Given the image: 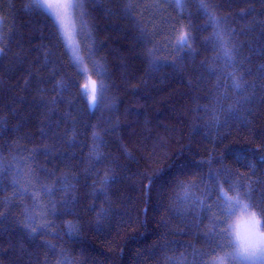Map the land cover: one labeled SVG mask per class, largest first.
<instances>
[{
    "label": "trees",
    "instance_id": "1",
    "mask_svg": "<svg viewBox=\"0 0 264 264\" xmlns=\"http://www.w3.org/2000/svg\"><path fill=\"white\" fill-rule=\"evenodd\" d=\"M190 2L192 7L186 10L184 23L202 29L206 26L205 18L195 7L196 0ZM211 2L219 6L218 15L229 17L231 26L238 33L243 30L236 42L245 45L243 55L251 61L243 67L248 83H254L256 89L254 93L249 90L250 102L239 108L238 118L220 110L215 80L209 79L201 67L202 61L212 62L215 55L210 45L204 46L205 38L211 34L210 28L192 33L198 37V43L193 45L195 51L181 60L183 53L177 54L165 43L170 25L161 26L159 19L153 20L152 15L145 12L143 22L148 25L149 32L158 30L159 34L152 43H142L136 39L138 31L132 28L131 22L119 15L107 17L103 8L93 10L92 15L96 17L95 24L99 29L96 34L100 45L97 58H102L109 84L104 105L89 111L78 102V90L69 88L64 99L70 100L71 105L61 101L53 109L46 108L41 103L42 95L45 100L60 99L53 91L55 80L63 78L78 82L79 78L62 57H54L56 63L52 66L45 64L42 46L48 41L42 37L47 31L42 18L26 10L25 5L31 0H0V47L10 48L8 55L0 59V119L6 120V123H0V154L10 160L11 154L28 155L31 149L38 148L41 154L36 157L35 166L41 180H45L41 170L49 169L55 170L57 176L64 172L76 175L79 181L75 194L79 203L74 206V214L62 215L61 210L55 217L50 216L54 227L32 243L19 223L23 221L19 204H31V200L14 201L5 209L2 201L12 194L11 176L0 177V212H5L8 217L6 220L0 217V264H55L57 257L38 246L45 242L57 245V251L64 248L73 264H166V256L181 254L191 261L193 247H205L203 234L207 219L200 224L191 212L177 211L180 206L172 201L182 193L175 183L162 192L147 193L133 175L163 167L177 182L197 181L201 174L207 177L206 163L202 170L185 175H181L176 167L168 168L182 148L191 147L196 159L205 162L210 157L221 159L228 150L257 153L252 157L256 164L255 176L251 169L239 167L232 160L225 159L224 164L237 174L236 178L247 176L245 183H253L257 197L264 194V184H256L264 179V165L259 162L260 136L264 134V89L261 88L264 81L259 79L257 71L264 65V3L261 0ZM99 3L109 6V0H99ZM188 12L191 13L190 20ZM241 12L250 14L241 19ZM176 16L177 12L172 8L164 13L168 19ZM153 45L155 59L162 65L159 71L151 70L150 58L146 55V50ZM18 53L26 63L17 62ZM249 69L251 75L247 74ZM55 73L59 75L54 76ZM236 99L229 94L228 99L220 100V104L227 109ZM205 108L215 109L222 124L228 120L227 125L219 129L212 126L211 111L206 112ZM69 112L71 118L65 119ZM57 121L60 122L57 136L51 140L43 139L42 122L55 127ZM73 122L79 135L76 144L70 148L64 143V133ZM91 125L107 130L105 153H111L119 164L130 169L126 172L129 179L118 174V183L111 186L107 199L92 194V185L98 177L87 163ZM45 143L56 145V150L49 156L42 154ZM122 147L132 152L136 160L129 161L122 154ZM20 149L25 151L20 152ZM190 155L183 153L176 164ZM219 167L213 163L214 169ZM96 170L103 175L105 169L98 166ZM143 183L146 185L147 181ZM96 187L99 188L98 183ZM62 199L63 194L58 193L57 200ZM93 204L97 211L110 204L120 213L119 217L113 218L111 230L104 227V231H97L96 213L90 211ZM162 217L167 227H157ZM129 218L134 227L128 226ZM69 221L82 225L83 230L77 237L79 243H74L65 234Z\"/></svg>",
    "mask_w": 264,
    "mask_h": 264
},
{
    "label": "snow or ice",
    "instance_id": "2",
    "mask_svg": "<svg viewBox=\"0 0 264 264\" xmlns=\"http://www.w3.org/2000/svg\"><path fill=\"white\" fill-rule=\"evenodd\" d=\"M261 2L264 3V0ZM190 7H192L190 0H151V2L147 0H109V6L102 5L99 0H31L30 4L25 5L26 10L42 18L47 31V35L42 37L48 41L47 45L42 46L45 64L52 66L56 63L54 57H62L68 61L69 66L75 70L79 78L78 82L63 78L55 80L53 91L60 99L45 100L42 95V105L50 109L61 101L71 105L70 100L64 99V94L69 88L78 90V102L83 103L89 111L98 110L104 105L105 93L109 89V84L102 58H97L100 45L96 34L99 29L95 24L96 17L92 15L93 10L103 8L107 17L119 15L123 20L131 22L132 28L138 31L136 39L142 43H152L155 36L159 34L158 30L149 32L148 25L143 22L145 12L150 13L153 20L159 19L161 26L170 25L169 38L165 43L177 54L183 53L181 60L195 51L193 45L198 43V37L192 33L207 31L210 28L211 34L205 38L204 46L210 45L215 55L212 62L202 61L201 67L205 69L209 79L215 80L214 87L218 93L216 101L220 110L227 111L231 116L238 118L239 108L250 102L249 90L254 93L256 89V85L248 83L246 79V70L243 65L251 61L250 57L243 55L245 45L236 42V37L243 34V30L238 33L231 26L229 17L218 15L219 6L211 0H196L195 2L197 11L205 18L206 26L196 29L191 23L186 25L184 23L185 12ZM169 8L177 12L176 17L171 19L164 17V13ZM249 14V12H241L240 18L243 19ZM188 18L191 19L190 12H188ZM155 27L153 25V28ZM20 47L22 50L23 45L20 44ZM55 49L62 51L57 52ZM9 51L8 46L0 47V59L5 58ZM146 55L150 58L151 70L159 71L162 65L155 59V45L146 50ZM17 62L23 64L27 61L18 53ZM257 71L259 79L264 81V65ZM247 74H252L250 69L247 70ZM261 88L264 89V84ZM229 94L237 99L235 104H230L227 109H224L220 100L228 99ZM205 111H211L212 126L219 129L227 125L228 120L225 119L222 124L215 109L205 108ZM71 116L69 112L65 119H70ZM0 123H6V120L0 119ZM59 128V121L56 122L55 127L42 122L41 137L51 140L57 136ZM90 133L91 145L88 149L87 163L98 177L92 185V194L97 198L103 196L107 199L111 186L118 183V174H123V179H129L126 172L130 169L126 165L119 164L111 153H105L107 130L91 125ZM78 135L73 122L72 127L65 130L64 143L70 148L73 147ZM260 143L259 162L264 165V134L260 136ZM55 150V143H45L42 154L49 156ZM121 150L129 161L136 160L135 155L126 147H122ZM19 151L25 150L20 149ZM183 153H191V155L176 164V160H179ZM40 154L38 148L31 149L28 155L11 154L10 160L0 154V177L11 176L12 189L11 196L6 197L2 203L7 209L14 201L31 200V204L26 202L19 204L23 215V221L19 223L22 224L27 240L32 243L39 236L44 235L46 230L54 227L49 219L50 216L55 217L61 210L62 215H73L74 206L79 203L75 195L76 184L79 182L76 175L70 176L68 172H64L57 176L55 170L43 169L41 171L45 180H41L40 173L35 166L36 157ZM256 155L257 153L245 150H228L224 152L221 159L213 160L210 157L205 162L197 160L193 149L187 147L179 150L175 159L168 164V168L176 167L181 175H185L191 174L194 170H202L206 163L209 169L207 177L201 174L197 181L177 182L174 176L163 167L153 168L150 172L133 173L140 181L141 189L146 190L147 193L154 190L162 192L165 187L175 183V187L179 188L182 193L172 201L180 206L177 211L191 212L193 219L199 221L200 224L205 219L208 221L203 234L205 247L195 249L192 245H188V247H193L190 253L191 261L186 255L181 254L166 256V264H264V194L257 197L253 183H245L248 177L236 178L237 174L224 164L225 159L232 160L239 167L251 169L252 175L255 176L256 164L252 162V157ZM213 163L219 164L220 167L214 169ZM98 166L105 169L103 175L96 170ZM144 181H147L146 185ZM97 183L99 184L98 189ZM256 184H264V179L256 181ZM0 187H2V181H0ZM3 190L7 191V188ZM58 193L63 194V199L60 201L57 200ZM90 211L96 213L98 232L104 231V227L111 230L113 218L120 216V213L115 212L110 204L107 208L101 206L98 211L93 204ZM0 217L5 220L8 218L5 212H0ZM128 226L134 227L131 218H129ZM157 227H167V222L163 217ZM82 230V225H74L69 221L65 234L74 243H79L77 237ZM38 246L44 247L57 257L55 264H73L64 248L60 247L57 251V245L47 242Z\"/></svg>",
    "mask_w": 264,
    "mask_h": 264
}]
</instances>
